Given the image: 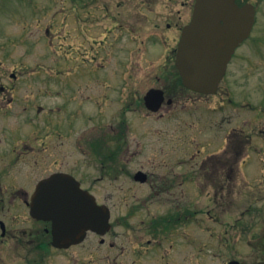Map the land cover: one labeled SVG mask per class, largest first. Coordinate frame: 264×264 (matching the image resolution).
I'll return each mask as SVG.
<instances>
[{
	"label": "rangeland",
	"instance_id": "1",
	"mask_svg": "<svg viewBox=\"0 0 264 264\" xmlns=\"http://www.w3.org/2000/svg\"><path fill=\"white\" fill-rule=\"evenodd\" d=\"M259 3L261 11L255 28L258 33L240 51L248 54L250 66L248 69L230 68L222 91L216 96L190 93L177 81L179 76L174 65V50L180 32L167 26L171 23L167 19L172 8L170 0H153L150 5L147 0H0V79L10 82L15 74L20 80L17 84L21 86L18 94L37 97L46 105L54 97L60 99L58 95L65 96V88L61 85L69 81L72 87L68 95L73 100L74 109L83 101L85 110L103 125L99 130H93L90 126L93 123L88 127L79 118L75 140L94 131L92 141L97 142L104 136L108 143L113 138L109 126L118 123L114 115L120 112V123L124 125L126 122L127 126L122 132L125 145L118 160H123L122 165L129 162L115 183L101 179L94 189L100 200L112 210V221L116 225H121L119 219L124 218L129 223L134 222L133 204L145 200L148 203L152 199L150 193L138 192L135 188L133 175L137 170L154 174L156 180L163 179L157 175L158 166L151 164L159 165L170 159V170L176 172L178 167L175 162L181 158L185 161L183 170L186 175H192L195 173L191 166L193 158L200 162L207 155L220 153L217 156L219 160L210 164L212 167L208 173L202 170L195 177L200 181L201 176L206 196L187 199L184 225L187 237L181 240L185 248L179 250L175 246L168 253L164 250L160 254L174 253L175 258L177 254L200 258L195 264H225L228 258H241L244 264H254L261 258L259 249L263 246L264 234V141L257 139L256 135L263 123L257 112V103L262 99L261 80L264 79L258 70L261 65L258 63H264V37L260 34L264 31V1L259 0ZM179 8L177 5L173 9ZM82 17L87 20L86 23L80 21ZM113 21L121 27L116 40L109 31L114 30ZM103 41L106 48L102 47ZM241 53L236 62H241ZM54 80L56 82H52ZM228 80H234L233 91L243 93L240 96L242 99L249 98L253 102L249 101L252 107H241L236 104V99L234 104L228 103ZM152 88H166L175 104L171 107L165 105L162 110L179 113L178 119H172L168 124L151 119L155 115L146 109L143 98ZM104 89L111 94V98L115 97L107 101L103 117L99 113L96 115L98 108L93 100L87 99L91 94H102ZM246 91L251 98L246 96ZM129 109L131 113H126ZM232 128L243 131L250 144L245 142L240 160L233 157V161L227 163L226 160H232V157L226 159L228 155L225 151L229 148L226 138L234 130ZM244 135L239 136L246 140ZM83 158L84 153L77 151L74 164L80 163ZM233 163L234 166H231ZM230 167L234 174L229 172ZM84 169L81 165L74 167L77 175L87 172L86 176L90 179L103 174L93 165L86 168V172ZM160 169L159 174H167L165 167ZM206 173L218 174V177L222 175L223 181L233 176L234 202L231 208L227 205L228 195L216 199L212 197L216 183L207 182ZM110 180L113 181L112 178ZM195 201L197 204L193 203ZM152 204L144 205L150 207ZM144 209L136 218L141 223L147 217L148 221L142 228L148 227L151 222L149 217L161 216L166 211L163 207L159 210L151 207L149 212H143ZM131 213L133 216H130ZM138 232L142 239L147 238L141 231ZM173 242L177 244V239L170 237L169 243ZM91 244L86 242L85 249H92ZM81 249L74 250L73 254H79ZM85 251L82 253L85 254ZM91 253L97 257L104 256L103 250L99 249H92ZM21 254L22 249L0 246V264H22L24 258H20ZM109 254L114 255L113 252ZM50 258V264H68L64 258H70V253L58 252ZM216 258L221 259L218 262ZM191 261L189 259L185 264H191Z\"/></svg>",
	"mask_w": 264,
	"mask_h": 264
},
{
	"label": "flooded vegetation",
	"instance_id": "2",
	"mask_svg": "<svg viewBox=\"0 0 264 264\" xmlns=\"http://www.w3.org/2000/svg\"><path fill=\"white\" fill-rule=\"evenodd\" d=\"M170 1L172 8L167 14V19L171 23H168L167 26L169 29L174 28L180 32V41L185 27L192 20L197 0ZM263 1L261 0V2ZM147 2L150 5L153 0H147ZM235 2L241 7L249 3L250 0H235ZM256 2L258 3L257 5L260 11L261 5L259 0ZM177 5L180 8L174 10V6ZM168 7H171V5L168 4ZM86 17L88 18V16ZM81 19L80 21L87 22L83 17ZM112 20H115V18ZM112 24L114 30L111 31L109 29V31L113 33V39L116 40L117 36L120 35L121 27L120 25L117 26L116 21H113ZM257 33L256 30H253L250 38L254 37ZM260 34L261 37H264V31ZM105 37L107 38V36ZM249 39L241 43L236 49L228 65V72L230 68L232 70L249 68L250 59L248 54L240 52L247 45ZM104 45L105 41H103L102 47L106 48ZM177 46L174 50L175 61ZM240 53L241 62H236ZM258 65H260L258 70L262 78H264V63L260 62ZM18 82L20 80L16 77L10 79V82L9 80L0 79V246L7 248L15 247L17 250L22 249L20 257L24 258L22 259V264H50L48 262L51 259L50 255L52 256L58 252L70 253V258H64L66 262L68 261V264H185L189 259L192 260L191 264H195L200 258H189L180 254H177L175 258L173 256L174 253H160L164 250L168 253L169 249L175 246L179 250L185 248L184 244L181 245V240L183 241L187 237L184 226L186 225L185 221L187 219L185 215L187 199L206 196L205 191L202 189L201 176L199 177L200 181L198 178L195 179V177H198L196 175H198L199 171L202 172V170L208 173L211 169L209 163L211 164L214 160L209 157L201 159L198 162L193 158L191 165L193 168L192 171H195L192 174L193 176L191 174L186 175V172L183 170L185 161L181 158L175 162L178 167V171L176 172L170 170L172 167L170 159L169 161H163L159 165L155 163L151 164L153 167L158 166L159 170L157 171V175L163 179L156 180L154 174L146 172L143 169L137 170L133 175L135 188L138 189V192L143 190V193H150V198L152 199L148 203L145 200L143 203L137 201L133 204L132 210L136 214L134 222L129 223L124 218L119 219L120 226L116 225L112 221V210L105 201L100 200L99 195L94 189L97 186L96 182L101 179L104 180L103 182L108 181L110 183L111 181L115 183L120 176L119 174L122 173L124 166L129 162L128 160L127 163L122 165L120 163H123V160H118V156L125 145V136L122 132L124 131V127L127 126L126 122H124V125L120 123V112L118 111L114 115V118L117 119L119 124H111L109 126L113 138L108 143L104 136L97 142L92 141L91 135L94 134V131L89 133L86 129L88 134L85 133L80 140H75V135H77L75 127L79 120L82 119V123L88 125V127L90 123H93L90 125L93 130H99L103 125H101L97 117L92 116L85 110L83 101H81L76 110L74 109L73 100L68 95L72 87L69 81L61 85V87L65 88V96L58 95L60 99H55L54 97V100L49 105L43 103L41 99L37 100V97H29V94L27 96L21 93L18 94V92H21V86L17 84ZM52 82L56 81L54 80ZM261 83L260 94L262 99L257 103L259 107L257 112L260 115V119H263V123H261L260 126L262 128L258 130V134L256 135L257 139L264 141V79L261 80ZM99 85L103 86V83ZM222 85L223 83L218 93L222 91ZM233 86L234 80H228L226 87L228 103L234 104V100L236 99V104H239V106L252 107L253 104L250 103L252 101L249 98H247L248 100L242 99L243 97L241 98L240 96L243 93L234 92ZM161 90L165 97L163 105L173 106L175 104L174 98L170 96L166 88H162ZM245 94L250 97L248 91ZM110 96L111 94L106 93L105 89L98 96L96 94L88 96L87 100H93L95 107L98 108L96 115L99 113L100 116H105L107 101L115 97L113 96L111 98ZM127 112L131 113V109L126 110ZM152 114L155 116H152L151 119L160 124H168L169 121L172 122V119H178L180 117L179 113H174L176 114L174 115L169 110H161L158 113ZM232 129L234 130L230 132L228 137V147L234 152V156L240 160L241 153L244 150V144L246 141L250 144V140L244 135L243 131L239 132L236 128ZM240 134L244 135L246 140H243L239 136ZM161 138L165 139V136ZM107 149L108 152L106 153ZM77 151H82L85 158L80 163L74 164V156ZM232 161L233 158L225 162L231 163ZM198 163H200L199 166H197ZM75 165L85 167L84 172H86V168L93 165L98 168V172H103V174L101 173V176L92 179L86 176L87 172L85 175L79 176L74 171ZM230 165L234 166V163ZM160 167H165L167 174H159V171L162 170ZM76 171L79 174L78 169ZM139 172H142V174L139 175ZM215 172H217V169H215ZM229 172L231 174L235 173L231 167L229 168ZM207 173L204 175L207 182L216 183L213 185L215 190H213L212 197L216 199L228 195L229 203L227 205L231 208L234 202L232 196L233 176L231 175L228 181H223L222 175L218 177V174L207 175ZM53 175H61L66 178V185L70 181V178L75 179L83 191L92 194L96 198L99 205L109 208L111 214H109L110 225L103 236L100 233L91 231L87 233L86 239L81 244L74 245L67 250L56 249L52 246L51 222L42 221L33 217L30 206L39 184ZM86 178H88V181ZM111 178L113 181L110 180ZM71 181L68 186L72 185L73 188L74 182L73 180ZM136 194L134 197L137 196ZM145 197L147 196L144 195L143 198L146 199ZM193 203L197 204L196 201ZM144 204H147V206L149 204L152 205L147 207ZM151 207L156 210L163 207L166 211L161 216L152 215V218L149 217L151 222L148 224V227L142 228L148 221L147 217L141 223H138L136 221L137 215L144 208L143 212H146V210L149 212ZM103 211L106 212V208H103ZM130 216H133V213ZM232 225L231 222L230 226ZM138 231H141V234L147 238L145 240L142 239ZM128 236V239H124ZM170 237L173 240L176 238L177 244H174V242L170 244ZM262 239L263 246L259 249L261 258H258V261L254 264L259 261L264 262V234ZM86 242L92 243L91 246L94 251L97 249L103 250L104 256L97 257L91 253L92 249H85L84 245H86ZM166 245L169 247L167 248ZM78 248H82L79 254H73V251ZM83 250H86L85 254L82 253ZM111 252L114 254L113 257L109 254ZM216 259L219 262L221 258ZM233 261L244 264L241 258H228L225 264H230Z\"/></svg>",
	"mask_w": 264,
	"mask_h": 264
},
{
	"label": "water",
	"instance_id": "3",
	"mask_svg": "<svg viewBox=\"0 0 264 264\" xmlns=\"http://www.w3.org/2000/svg\"><path fill=\"white\" fill-rule=\"evenodd\" d=\"M254 21L252 5L239 8L234 0H198L177 53L176 66L184 86L204 94L217 92L235 48L250 35ZM145 99L156 110L163 93L152 90ZM66 183L61 175L42 182L31 204L33 216L52 221V243L58 248H69L81 242L88 230L109 225V213L103 212L93 196L76 182L73 188Z\"/></svg>",
	"mask_w": 264,
	"mask_h": 264
}]
</instances>
